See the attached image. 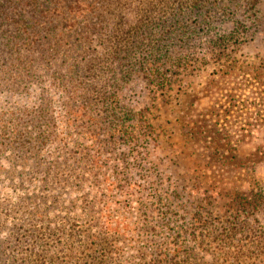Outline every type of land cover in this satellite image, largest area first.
Here are the masks:
<instances>
[{"label":"rangeland","instance_id":"rangeland-1","mask_svg":"<svg viewBox=\"0 0 264 264\" xmlns=\"http://www.w3.org/2000/svg\"><path fill=\"white\" fill-rule=\"evenodd\" d=\"M88 1L0 23V264H79L90 234L108 264H264V0L218 3L151 68L146 43L143 64L110 52ZM21 216L35 238L3 242Z\"/></svg>","mask_w":264,"mask_h":264},{"label":"trees","instance_id":"trees-1","mask_svg":"<svg viewBox=\"0 0 264 264\" xmlns=\"http://www.w3.org/2000/svg\"><path fill=\"white\" fill-rule=\"evenodd\" d=\"M16 1L18 0H0V23H6L5 21L8 19L12 20L13 17H10L6 13L12 7L10 2L15 3ZM222 1L224 2V0H89L87 4L89 6L88 8L91 9L89 10V15H87L85 19L87 21L89 20V28H98L100 35L109 41L110 52L113 53V55L126 53V55H130L131 58H134L138 63L139 60L136 58L140 55L143 56V61L141 62V64H143L148 58V51H145L143 48L145 43L149 48V52L160 53L159 57H154L151 61L146 63V67L151 68L155 66L158 60L168 56L170 51L169 45L175 46L187 43L192 38L199 35L198 33H203L205 26L210 23L209 19L213 17L211 15L212 11L215 6L219 5L218 3ZM94 2L100 4L98 25H93L91 21L93 18L97 19L96 14L98 15V7L95 6ZM7 3H9V5H6ZM53 21L54 20L51 22ZM2 28L3 27L0 28V32L5 33ZM61 32L62 31L58 30L55 36L60 35ZM1 33L0 40L3 41V34ZM25 34H27V32L24 30V35ZM37 34L41 35L40 32ZM55 36L53 38H55ZM222 36L223 34H218L216 41L222 40ZM173 38H176L177 43L168 44L170 40L174 41ZM25 42H28V34L25 40L17 39L15 41V46L21 47ZM51 42L52 41H50V45ZM60 43L61 42H56L57 45H60ZM51 47L52 49L54 48L52 45ZM59 48H61V46ZM132 48L143 49L138 52H130ZM83 60H85V57L80 58L78 61L79 64H81ZM117 61L118 59L114 61V63ZM105 64L107 63L100 61L97 63L87 62L86 69L87 71H96L98 69L102 72L101 70L104 68ZM20 221H25L31 228L22 226ZM34 231L35 228L32 230L30 221L21 216L15 228L11 229V234L7 235L3 242H6V239L10 237H13L15 241H18L19 237H26L27 235H34L35 238ZM50 231L51 230L46 231L47 238H45L46 242L43 244L44 246L49 244L50 240L48 238L56 233ZM98 236L102 237L99 243H96V235L93 236L90 234V236H88L87 244L85 245L87 249L80 255L79 260L81 261L79 264L109 263L110 258L105 254V248L109 239L104 238L102 235ZM96 238L100 239V237ZM99 246H102L99 250L101 254H98L97 248ZM11 247L12 245L8 248L10 249ZM22 248H24V251H28L30 247L24 244ZM87 250L88 252L85 254ZM31 252H33L32 249ZM69 258L71 257L67 256L64 264H70ZM33 259L32 253H27L18 264H31ZM38 259H40V256H36L35 264ZM13 263H15V261H13Z\"/></svg>","mask_w":264,"mask_h":264}]
</instances>
